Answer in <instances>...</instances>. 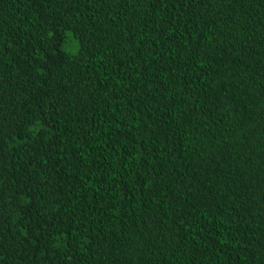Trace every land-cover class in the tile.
Returning <instances> with one entry per match:
<instances>
[{"label":"trees","instance_id":"obj_1","mask_svg":"<svg viewBox=\"0 0 264 264\" xmlns=\"http://www.w3.org/2000/svg\"><path fill=\"white\" fill-rule=\"evenodd\" d=\"M0 264H264V0H0Z\"/></svg>","mask_w":264,"mask_h":264}]
</instances>
